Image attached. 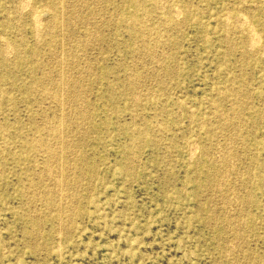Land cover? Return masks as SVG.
<instances>
[{
    "label": "rangeland",
    "instance_id": "obj_1",
    "mask_svg": "<svg viewBox=\"0 0 264 264\" xmlns=\"http://www.w3.org/2000/svg\"><path fill=\"white\" fill-rule=\"evenodd\" d=\"M21 1L0 264H264V0Z\"/></svg>",
    "mask_w": 264,
    "mask_h": 264
},
{
    "label": "bare ground",
    "instance_id": "obj_2",
    "mask_svg": "<svg viewBox=\"0 0 264 264\" xmlns=\"http://www.w3.org/2000/svg\"><path fill=\"white\" fill-rule=\"evenodd\" d=\"M27 1H29V0H27ZM24 2H25V0H24L23 2L21 1V4L24 5ZM28 3H29V2H26L25 4L28 5ZM61 3H62V2H61ZM31 4H32V3H31ZM61 5H62V4H61ZM20 6H21V5H20ZM25 6H26V5H25ZM61 7H62V6H61ZM61 7H60V8H61ZM173 7H174V6H173ZM21 8H22V7H21ZM31 8H32V7H31ZM173 9H174V8H173ZM61 10H62V9H61ZM180 10H181V8H179V11H180ZM36 11H37V9H36ZM36 11H35V12H36ZM35 12H34V14H35ZM39 12H40V11H39ZM180 12H181V11H180ZM43 13H44V12H43ZM48 13H49V12H48ZM227 16H228V15H227ZM243 16H244V15H243ZM32 17H33V16H32ZM35 17H36V16L34 15L33 18H35ZM38 17H39V15H37V18H38ZM40 17H41V14H40ZM61 18H62V17H61ZM229 18H230V17H229ZM236 18H238V17H236ZM241 18H242V17H241ZM39 19H40V18H39ZM41 19H42V17H41ZM239 19H240V18H239ZM239 19H238V20H239ZM242 19L245 20V17L242 18ZM246 19H247V18H246ZM35 20H36V19H35ZM37 20H38V19H37ZM51 20H52V19H51ZM229 20H230V19H229ZM243 20H242V21H243ZM38 21L41 22L40 20H38ZM176 21H177V20H176ZM226 21H228V19H227ZM235 21H236V20H235ZM240 21H241V20H240ZM35 22H36V21H35ZM39 22H38V23H39ZM48 22H50V21H48ZM182 22H183V21H182ZM244 22H245V21H244ZM225 23H226V22H225ZM234 23H236V22H234ZM239 23H240V22H239ZM242 23H243V22H242ZM33 24H36V23H33ZM179 24H180V23H179ZM237 24H238V23H237ZM240 24H241V23H240ZM39 25H40V24H39ZM37 26H38V25H37ZM49 26H50V25H49ZM61 26H62V25H61ZM238 26H239V25H238ZM235 28H236V27H235ZM35 29H36V28H35ZM35 29H34V30H35ZM233 29H234V28H233ZM238 29H239V27H238ZM251 29H252V28L250 27V28H249V30H250L249 33L252 34ZM36 30H37V29H36ZM36 30H35V31H36ZM246 30H248V29H246ZM252 31H253V30H252ZM50 32H51V31H50ZM253 32H254V31H253ZM35 33H36V32H35ZM244 33H245V32H244ZM256 33H257V32H256ZM253 34L255 35V33H253ZM249 35H250V34H249ZM257 35H258V34H257ZM255 36H256V35H255ZM250 37H251V36H250ZM225 39H226V38H225ZM251 40H252V39H250L249 41H251ZM259 41H260V40H259ZM259 41H258V42H259ZM258 42H255V43L258 44ZM6 44H7V43H6ZM250 44H252L251 46H255V45H253V42H252V43L249 42V45H250ZM249 45H248V46H249ZM249 50H250V49H249ZM249 52H250V51H249ZM5 53H6V52H5ZM260 55H261V54H260ZM2 56H3V55H2ZM62 79H63V78H62ZM65 81H66V80H65ZM61 82H62V80H61ZM66 83H67V82H66ZM76 83H77V82H76ZM68 84H69V83H68ZM64 85H65V82H64ZM61 88H62V87H61ZM64 89H65V87H64ZM63 92H64V91H63ZM63 92H62V93H63ZM73 92H74V91H73ZM65 93H66V92H65ZM53 94H54V93H53ZM75 94H76V92H75ZM60 96L62 97V95H60ZM67 96H68V95H67ZM52 97H53V96H52ZM61 97H60V98H61ZM61 99H62V98H61ZM242 100H243V99H242ZM61 102H62V101H61ZM60 105H61V107H62V104H60ZM61 107H60V108H61ZM218 112H219V111H218ZM232 116H233V115H232ZM221 118H222V117H221ZM237 122H238V121H237ZM238 125H239V124H238ZM59 128H60V127H59ZM55 131H56V129H55ZM224 131H225V130H224ZM61 132H62V131H61ZM50 133H51V132H50ZM60 134H61V133H60ZM61 135H62V134H61ZM60 138H61V137H60ZM230 139H231V138H230ZM193 145H194V144H193ZM64 148H65V147H64ZM192 148H193V147H192ZM190 149H191V147H190ZM193 149H195V147H194ZM195 150H196V149H195ZM195 150H193V151H195ZM45 151H46V150H45ZM60 151H62V150H60ZM53 153H54V152H53ZM227 153H228V152H227ZM63 155H64V154H63ZM227 155H228V154H227ZM54 157H55V156H54ZM191 157H192V156H191ZM227 158H228V157H227ZM221 160H222V159H221ZM223 160H224V159H223ZM47 161H48V160H47ZM58 161H59V160H58ZM58 161H57V162H58ZM61 161H62V160H61ZM61 161H60V162H61ZM230 162H231V161H230ZM53 163H54V162H53ZM63 163H64V162H63ZM226 164H227V163H226ZM229 164H230V163H229ZM48 166H49V165H48ZM60 166H61V165H60ZM67 168H68V167H67ZM224 168H225V167H224ZM61 169H62V168H61ZM46 170H47V169H46ZM53 170H54V169H53ZM48 172H50V171H48ZM55 172H56V171H55ZM60 172H61V171H60ZM221 172H222V171H221ZM48 174H49V173H48ZM56 174H58V173H56ZM223 175H225V174H223ZM56 176H57V175H56ZM225 176H226V175H225ZM54 177H55V176H54ZM59 177H60V176H59ZM65 177H66V176H65ZM65 177H63V178L65 179ZM222 177H223V176H222ZM219 179H220V178H219ZM221 179H222V178H221ZM56 180H57V179H56ZM64 181H65V180H64ZM60 182H61V181H60ZM218 183H219V182H218ZM60 184H61V183H60ZM62 184H63V183H62ZM215 184H216V183H215ZM219 185H220V184H219ZM222 185H223V184H222ZM214 186H216V185H214ZM217 187H218V186H217ZM219 187H220V186H219ZM47 188H48V187H47ZM213 188H215V187H213ZM218 189H219V188H218ZM45 190H46V189H45ZM51 190H52V189H51ZM213 190H214V189H213ZM54 191H55V190H54ZM54 191H53V193H54ZM51 194H52V193H51ZM56 194H57V193H56ZM43 196H44V195H43ZM51 197H52V196H51ZM54 197H55V196H54ZM58 197H59V196H58ZM58 197H56V198H58ZM222 199H223V198H222ZM51 201H52V200H51ZM53 201H55V200H53ZM224 203H225V202H224ZM60 204H61V203H60ZM63 207H64V206H63ZM47 209H48V208H47ZM54 210H55V208H54ZM54 210H53V211H54ZM56 210H57V209H56ZM50 212H51V211H50ZM240 226H241V225H240ZM239 228H240V227H239ZM238 230H239V229H238ZM236 233H237V232H236Z\"/></svg>",
    "mask_w": 264,
    "mask_h": 264
}]
</instances>
